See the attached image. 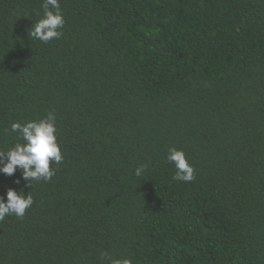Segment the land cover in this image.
I'll return each mask as SVG.
<instances>
[{
  "label": "trees",
  "instance_id": "obj_1",
  "mask_svg": "<svg viewBox=\"0 0 264 264\" xmlns=\"http://www.w3.org/2000/svg\"><path fill=\"white\" fill-rule=\"evenodd\" d=\"M59 3L43 43V0H0V150L54 112L63 156L31 187L0 173L34 201L0 220V264H264V0Z\"/></svg>",
  "mask_w": 264,
  "mask_h": 264
},
{
  "label": "clouds",
  "instance_id": "obj_2",
  "mask_svg": "<svg viewBox=\"0 0 264 264\" xmlns=\"http://www.w3.org/2000/svg\"><path fill=\"white\" fill-rule=\"evenodd\" d=\"M43 16L34 24L31 36L43 43L62 36L65 20L59 0H43ZM10 131L17 133L23 143H16L7 151L0 150V173L8 176L21 170V177L32 186L33 181H49L55 175L51 164H59L63 160L60 145L57 142L56 116L49 112L44 118L29 120L24 123L13 122ZM168 162L175 167L173 180L191 182L195 176L194 167L188 162L183 150L172 147L168 151ZM147 165L138 166L134 174L140 178ZM19 181H17L18 183ZM6 196V199H5ZM34 203L32 195L22 190L8 188L5 195L0 196V220L7 215L23 217L26 209ZM107 259V253H102ZM112 264H130L129 261H113Z\"/></svg>",
  "mask_w": 264,
  "mask_h": 264
}]
</instances>
